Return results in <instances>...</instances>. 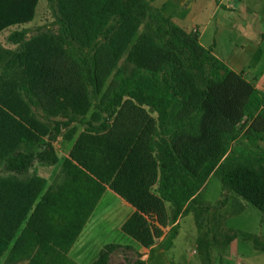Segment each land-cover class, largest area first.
Listing matches in <instances>:
<instances>
[{
  "label": "rangeland",
  "instance_id": "374dc122",
  "mask_svg": "<svg viewBox=\"0 0 264 264\" xmlns=\"http://www.w3.org/2000/svg\"><path fill=\"white\" fill-rule=\"evenodd\" d=\"M139 2L264 93V0H54L52 9L47 0H32L29 21L0 27V225L12 228L10 248L0 264H76L63 257L82 235L89 237L84 264L108 243L118 245L110 264H132L137 258L145 264H264V215L220 183L226 173L264 177V144L258 153L242 140L250 120L237 123L220 111L212 98L214 80L204 85L196 81L188 53L158 41L149 30L155 25L135 16ZM56 16L65 18L74 45L99 59L94 88L82 78L70 86L44 87L39 55L63 51ZM114 22H119L116 29L104 38ZM22 29L28 31L22 42L7 40ZM166 62L186 97V113L200 111L203 131L186 145L189 164L196 171L211 166L196 204L178 219L170 248L162 244L172 224L160 227L154 214H144L150 231L156 229L158 235L150 245L143 247L125 234L123 226L136 210L120 193L123 159L113 165L101 136L86 133L77 122L52 144L54 164L35 163L22 175L1 170L10 153H36L53 134L55 121L98 125L105 117L101 107L120 76ZM145 109L155 120L156 114ZM82 199L89 210L86 218L85 209L78 213L75 231L72 206ZM219 201L222 206L206 208ZM164 209L169 217V205Z\"/></svg>",
  "mask_w": 264,
  "mask_h": 264
},
{
  "label": "trees",
  "instance_id": "16d2710c",
  "mask_svg": "<svg viewBox=\"0 0 264 264\" xmlns=\"http://www.w3.org/2000/svg\"><path fill=\"white\" fill-rule=\"evenodd\" d=\"M53 1L47 0L51 9ZM147 9L145 3L139 2L134 7V14L139 19H149L155 25L153 30H149L158 41H169L177 49L188 53L189 67L200 85L209 79L214 80L212 98L218 103L220 111L237 123L250 120L242 140L253 145L254 151L263 153L259 144H264V93L254 89L240 74L234 73L211 56L209 50H201L194 40L181 33L180 28L168 26L167 19L159 14H149ZM32 10V0H0V27L29 21ZM55 22L58 25L57 41L63 51L47 56L39 55V67L45 71L42 77L44 87L70 86L82 78L94 88L96 73L101 65L99 59L88 56L74 45L65 18L56 16ZM118 23L114 22L104 30V38L116 29ZM27 33L26 29L12 32L7 40L14 44L20 43ZM76 54L80 58L74 59ZM159 66L158 69L153 67L146 72L120 76L118 86L101 107L105 117L98 125L70 118L55 121L53 134L36 153H10L1 170L22 175L35 163L54 164L56 156L52 144L62 130L77 122L84 126L86 133L101 136L113 165L123 159L118 173L122 186L120 193L136 210L123 226L125 234L143 247L150 245L158 235L154 232L156 229L150 231L144 214H154V220L157 219L160 227H164L167 221L172 224L162 244L164 249H168L174 239L178 219L189 213L196 204L198 191L211 166L208 168V165H204L196 171L189 164L186 145L203 131L200 111L193 115L186 113V97L171 79L172 64L166 62ZM204 69L207 70L206 74ZM145 108L156 114L155 120L150 118ZM111 167L112 164L109 165ZM220 183L223 190L232 192L264 215V177L251 178L238 173H226L220 177ZM154 185L156 188L151 194L150 189ZM93 192L97 194L98 191ZM82 201H75L76 204L72 206V224L78 225L75 231L79 227L78 213L85 209V217L89 210L87 200ZM165 204L170 208L169 217L164 209ZM222 205L223 202L219 201L215 205H206V208ZM42 227L45 229L44 223ZM40 234L44 236L41 231ZM11 235L12 228L0 225V258L10 248ZM117 248L118 245L114 243L106 244L91 264H110V255ZM132 264L145 262L137 258Z\"/></svg>",
  "mask_w": 264,
  "mask_h": 264
},
{
  "label": "crops",
  "instance_id": "0c3cea01",
  "mask_svg": "<svg viewBox=\"0 0 264 264\" xmlns=\"http://www.w3.org/2000/svg\"><path fill=\"white\" fill-rule=\"evenodd\" d=\"M33 167V166H32ZM95 221H97L96 219H95ZM87 232V231H86ZM88 238L89 237H85V236H80L79 237V239L77 240V242H76V245H75V249L74 250H70L69 251V253L68 254H66L65 255V257H63L66 261H69V262H71V261H74V262H76V264H84L85 262H84V259L86 258L85 257V250H84V248H85V246L88 244ZM63 240H66V238H64ZM174 240V239H173ZM173 240H172V243H171V246H172V244H173ZM109 244V243H108ZM170 246V247H171ZM169 247V248H170ZM102 249V248H101ZM100 249V250H101ZM99 250V251H100ZM74 251V252H73ZM99 251L97 252V255H96V257L91 261V263L97 258V256H98V253H99ZM6 253V252H5ZM4 253V254H5ZM3 254V255H4ZM114 254V253H113ZM113 254H111L110 255V259H111V257H112V255ZM2 258V257H1ZM0 258V259H1ZM90 263V264H91ZM236 264H242L241 263V261H238Z\"/></svg>",
  "mask_w": 264,
  "mask_h": 264
}]
</instances>
